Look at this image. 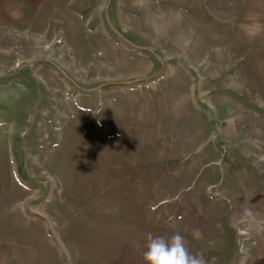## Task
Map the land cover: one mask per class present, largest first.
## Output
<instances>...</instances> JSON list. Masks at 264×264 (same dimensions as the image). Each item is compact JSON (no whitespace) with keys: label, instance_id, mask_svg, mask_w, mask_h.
Masks as SVG:
<instances>
[{"label":"rangeland","instance_id":"374dc122","mask_svg":"<svg viewBox=\"0 0 264 264\" xmlns=\"http://www.w3.org/2000/svg\"><path fill=\"white\" fill-rule=\"evenodd\" d=\"M149 231L264 264V0H0V264Z\"/></svg>","mask_w":264,"mask_h":264},{"label":"clouds","instance_id":"9594fccd","mask_svg":"<svg viewBox=\"0 0 264 264\" xmlns=\"http://www.w3.org/2000/svg\"><path fill=\"white\" fill-rule=\"evenodd\" d=\"M142 259L144 264H209L203 252L189 250L185 237L179 232L170 236L147 232Z\"/></svg>","mask_w":264,"mask_h":264},{"label":"trees","instance_id":"16d2710c","mask_svg":"<svg viewBox=\"0 0 264 264\" xmlns=\"http://www.w3.org/2000/svg\"><path fill=\"white\" fill-rule=\"evenodd\" d=\"M140 79H135V80H132L131 82H136V81H139Z\"/></svg>","mask_w":264,"mask_h":264},{"label":"water","instance_id":"95a60500","mask_svg":"<svg viewBox=\"0 0 264 264\" xmlns=\"http://www.w3.org/2000/svg\"><path fill=\"white\" fill-rule=\"evenodd\" d=\"M122 82H127V81H122Z\"/></svg>","mask_w":264,"mask_h":264}]
</instances>
